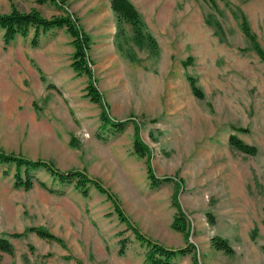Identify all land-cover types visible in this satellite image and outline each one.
<instances>
[{"label":"rangeland","instance_id":"rangeland-1","mask_svg":"<svg viewBox=\"0 0 264 264\" xmlns=\"http://www.w3.org/2000/svg\"><path fill=\"white\" fill-rule=\"evenodd\" d=\"M131 1L141 31L115 15L116 28L102 34L90 27L107 15V0H0L1 13L77 18L104 102L92 101L89 76L73 68L66 27L41 33L36 45L33 29L8 43L0 29V150L88 178L84 194L76 176L62 182L39 168L25 188L15 184V164L0 162V236L13 244L0 264H147V241L134 229L183 248L179 264H264V56L256 47L264 53V0ZM231 135L256 153L233 146Z\"/></svg>","mask_w":264,"mask_h":264},{"label":"trees","instance_id":"trees-1","mask_svg":"<svg viewBox=\"0 0 264 264\" xmlns=\"http://www.w3.org/2000/svg\"><path fill=\"white\" fill-rule=\"evenodd\" d=\"M55 1V0H54ZM111 7L113 8L114 12L116 13L117 17L122 20H126L131 22L137 31L140 30L141 18L140 13L137 10L136 6L131 0H110ZM244 29L248 32V26L246 22H244ZM55 27H66V29L70 32L73 38V44L75 46L74 57L72 66L73 68L78 71L79 73H86L89 76V83L87 86V93L91 97L92 101L99 103L100 105H104L103 97L101 91L98 89L92 68L89 66V50L91 48V37L90 35L84 30L83 27L80 26L78 23L77 18L74 19L70 14L60 15V16H53V17H45L43 16L38 10L32 9L30 11H20L17 8H13L9 13H1L0 12V29L4 31V40L6 43L13 40L16 36L22 35L27 36L29 32L33 29L35 35L32 39L33 45L38 44L39 35L43 32H46ZM141 31V30H140ZM257 49L261 54L264 53L259 46H256ZM190 82L192 86V90L198 97L203 96V92L201 89L196 85L195 79L190 77ZM103 119H108L106 115L105 109L102 112ZM109 121V120H107ZM123 121H120L116 127H122ZM230 142L233 146L238 148L239 150L248 152V153H256L257 147L255 145L246 143L241 138L236 135L230 136ZM135 150L139 155L145 154V146L141 142L140 138L136 136L134 142ZM0 162L6 163H13L16 166L15 172V184L17 186H24L25 188H31L35 182L34 175L30 172V170H35L39 168H43L46 170L50 175L54 176L55 178H59L60 181L65 182L69 178L74 176L77 177L76 179V186L81 188L84 194L88 193L86 190V185L88 182V178L84 176V174L80 171H70L65 173L57 168H55L51 163L37 159H28L23 156L15 155L13 153H6L0 150ZM24 169V170H23ZM22 170L24 171V175H22ZM151 178L154 180L156 176L152 173L150 174ZM96 186L105 192L103 186L97 181L94 180ZM39 183L43 186L46 184L43 181H39ZM119 213L121 214L122 218L125 219L124 214L121 209L116 206ZM177 226L179 229L183 228L184 222L181 217L177 218ZM29 230H36L40 235L45 236L47 238L55 237L53 234L43 230V229H36L34 227L29 228ZM135 230V233L139 239L142 241H147V249L145 253V259L147 264H179L177 261L174 260L178 253H183V248L180 249H172L163 246L159 242L149 240L144 237V235L139 231ZM23 235V233L15 232L12 233L11 236H19ZM213 244L218 249H222L226 252L231 253L233 251L231 245L229 244L228 240L224 238L214 237ZM126 242L125 240L121 241V253H124L126 249ZM0 251H5L11 253L13 251V244L8 237L0 236ZM83 264V263H80Z\"/></svg>","mask_w":264,"mask_h":264},{"label":"crops","instance_id":"crops-1","mask_svg":"<svg viewBox=\"0 0 264 264\" xmlns=\"http://www.w3.org/2000/svg\"><path fill=\"white\" fill-rule=\"evenodd\" d=\"M107 3H108V8H109L107 9V15L97 16L96 19L93 21L94 25L90 27V29L94 27L93 30H96L97 32L102 33V34H108L109 32L113 31L114 28H116V22L113 20V17H115L116 13L111 7V1L107 0ZM57 28H60V27H57ZM1 83L4 86V88H10L13 84V82H1Z\"/></svg>","mask_w":264,"mask_h":264}]
</instances>
